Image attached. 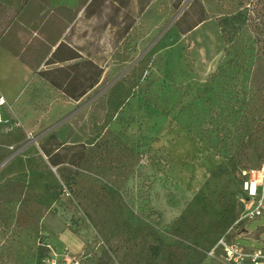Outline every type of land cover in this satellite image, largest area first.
<instances>
[{"label":"rangeland","instance_id":"374dc122","mask_svg":"<svg viewBox=\"0 0 264 264\" xmlns=\"http://www.w3.org/2000/svg\"><path fill=\"white\" fill-rule=\"evenodd\" d=\"M90 1L0 0L19 123L0 126V264L40 243L86 245L81 264H228L208 249L264 162V0ZM242 227L264 247V214Z\"/></svg>","mask_w":264,"mask_h":264},{"label":"built area","instance_id":"2783aa9c","mask_svg":"<svg viewBox=\"0 0 264 264\" xmlns=\"http://www.w3.org/2000/svg\"><path fill=\"white\" fill-rule=\"evenodd\" d=\"M5 98L0 94V126L12 127L18 125L13 112ZM243 195L239 198L243 209L235 221L228 227L225 233L218 239L215 246L209 251L211 255L216 254V249H220L223 259L228 264H264V247L245 248L235 242L236 234H246L245 222L256 219L264 214V162L258 168H251L242 172ZM50 252L44 264H77V258L64 249L60 252L49 246Z\"/></svg>","mask_w":264,"mask_h":264},{"label":"trees","instance_id":"16d2710c","mask_svg":"<svg viewBox=\"0 0 264 264\" xmlns=\"http://www.w3.org/2000/svg\"><path fill=\"white\" fill-rule=\"evenodd\" d=\"M92 2V0L90 1V3ZM140 3H141V6H140V8L143 10H146L145 12H147V10H148V8H146V5H142V0L140 1ZM198 23H200L199 21H196V22H194V23H192L190 26H188V29H186V32H188V31H190L191 29H193ZM177 25H178V23H177ZM131 26H128V29L129 30H131ZM232 30H233V28H231L230 29V31H229V33H228V36H227V39L228 40H231L232 39V35H233V32H232ZM62 41V40H61ZM59 42L58 43V45L55 47V49H54V51L50 54V58H52V56H56L57 54H60V49L61 48H63V45H62V42ZM62 45V46H61ZM74 57H71V56H68V57H66V58H60V59H57L56 61H53V63H62V62H65L66 60H70V59H73ZM47 60H49V58L47 59ZM49 63H52V62H49ZM70 70V69H69ZM214 77V74L213 75H211V78H213ZM47 159H48V157H46ZM57 163H53L52 164V166H57L56 165ZM237 196L239 197L240 196V194L238 193L237 194ZM237 217H235V218H233V221L231 222V224L235 221V219H236ZM230 224V225H231ZM229 225V226H230ZM228 226V227H229ZM228 227H227V229H228ZM226 229V230H227ZM225 233V232H224ZM223 233V234H224ZM222 234V235H223ZM221 235V236H222ZM220 236V237H221ZM219 237V238H220ZM218 238V239H219ZM218 239H217V241H218ZM217 241H216V243H217ZM215 243V244H216ZM49 247H47L44 243H40L38 246H37V248H36V250H35V252H34V257H33V264H44V261H45V259L47 258V256H48V254H49V252H50V249H48ZM86 249H87V247H86V245H85V247H84V249H83V252L80 254V256H79V258H78V260H77V264H81V260H82V257L84 256V255H86L87 253H86ZM217 249H219V248H217ZM209 251L211 250V249H208ZM208 250H207V252H208ZM59 264H65V263H63V262H60Z\"/></svg>","mask_w":264,"mask_h":264},{"label":"crops","instance_id":"0c3cea01","mask_svg":"<svg viewBox=\"0 0 264 264\" xmlns=\"http://www.w3.org/2000/svg\"><path fill=\"white\" fill-rule=\"evenodd\" d=\"M127 1H131L130 6H131L132 9H135V8H138L139 6H141V3H140L141 0H127ZM152 1L153 0H142V5L143 6L146 5V8H149V5L152 3ZM59 42H60V38L57 41H54L53 43H51L50 44V47H51L50 51L53 52V50L55 49V47L58 45ZM40 67H41V64H40Z\"/></svg>","mask_w":264,"mask_h":264}]
</instances>
